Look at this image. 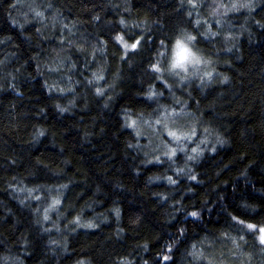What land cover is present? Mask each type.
<instances>
[{"label": "trees", "instance_id": "16d2710c", "mask_svg": "<svg viewBox=\"0 0 264 264\" xmlns=\"http://www.w3.org/2000/svg\"><path fill=\"white\" fill-rule=\"evenodd\" d=\"M261 229L264 0H0V264H264Z\"/></svg>", "mask_w": 264, "mask_h": 264}, {"label": "rangeland", "instance_id": "374dc122", "mask_svg": "<svg viewBox=\"0 0 264 264\" xmlns=\"http://www.w3.org/2000/svg\"><path fill=\"white\" fill-rule=\"evenodd\" d=\"M188 38L182 37V39H180L179 41L183 42L189 48V50L200 60V63L199 64H194V63L186 64V67L188 69L186 72L181 71L180 69H173L172 64L175 62L176 57H177V48H176V44H175V46L173 48L172 56H171V61H170L169 65L167 66V67H169L168 73L172 77H174L175 79H178L179 81H181L183 83L185 81L189 82L191 80V78H193L195 76H199V75L207 72V66H206L205 62L203 60H201L202 58H200L199 55L195 52V50L193 48L192 39L190 40ZM182 117H183L182 114L165 115V116H162V118L160 117V119L156 120L155 123L148 128L149 129V135H147V136L155 141L156 147L159 150H163V151L169 150V148L165 144L167 140L170 142V146H171L173 153L181 151L178 149L174 150L176 146L182 148V151L185 150L183 148L184 146L179 145V143L184 142V140L182 139V137H184V135L180 134L182 132V131H180V130H182V126H179L178 121H177L178 119L180 120ZM193 128L194 127L192 126V130H193ZM178 131H179V133H178ZM172 132H174L176 134V136L169 135V133H172ZM164 135H166V136H164ZM139 136L146 138L145 132L143 131L141 133V130H140ZM202 149H203V147L196 146V147L192 148L191 150H189L187 152L188 159L191 160L193 158L195 159L196 157H198V155L201 153ZM167 156H170V155L167 154ZM56 205L57 204H55L51 208H49L48 213L53 212L54 209L56 208ZM262 233L264 235V232H262Z\"/></svg>", "mask_w": 264, "mask_h": 264}, {"label": "snow or ice", "instance_id": "6c2138e0", "mask_svg": "<svg viewBox=\"0 0 264 264\" xmlns=\"http://www.w3.org/2000/svg\"><path fill=\"white\" fill-rule=\"evenodd\" d=\"M188 39H195L194 37H189ZM132 47H135L133 45ZM177 57L175 62L172 64L173 69H180L181 71H187L186 64L194 63L199 64L200 60L189 50V48L181 41H177ZM155 71H160L158 67L154 68ZM171 136H176L174 132L169 133ZM249 228H252V225H248ZM261 232H264V229H261ZM261 243H264V235L260 237Z\"/></svg>", "mask_w": 264, "mask_h": 264}]
</instances>
